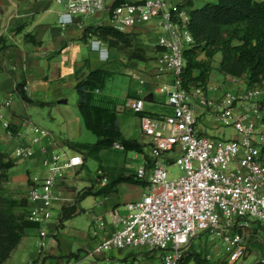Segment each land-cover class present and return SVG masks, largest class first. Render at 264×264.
Segmentation results:
<instances>
[{"label": "crops", "instance_id": "obj_1", "mask_svg": "<svg viewBox=\"0 0 264 264\" xmlns=\"http://www.w3.org/2000/svg\"><path fill=\"white\" fill-rule=\"evenodd\" d=\"M193 2L196 7L205 3L204 0ZM63 11V7L54 0H0V40L5 44L3 49L0 46V148L10 153L5 147L11 144V141H17L18 145H32L36 151V157L29 160V165L24 170H15V167L10 170L8 183L15 191L9 194L18 199L28 198L33 179L41 178L45 174L43 162L46 158L63 152L83 155L72 147L70 142L94 143L75 139L71 132V126H79L80 120L69 104L67 92L76 90L78 80L98 67L116 73L123 72L136 79L142 72L136 60L128 61L123 52L109 47L107 43L103 46L104 49L93 50L91 38L88 41L83 39L84 30L78 24L63 26L60 23ZM88 25H92L91 22H88ZM160 31L159 26L154 23L140 26L134 31L139 33L148 48V55L154 58L147 62V67H150L147 69L150 82L141 78L139 84L130 86L124 97L106 92V86L103 90L95 92V101L114 108L118 119L121 113L131 111L126 107L128 97L142 98L145 101V111L152 115L172 113L167 96L160 91L162 85L170 86L173 83V76L158 59L161 52L157 45ZM26 34L34 36L39 43L26 39ZM217 54L207 88L191 98L192 106L201 134L236 139L234 118L231 116L227 118V122L224 121L216 111L217 107L213 108L212 105L220 103L228 95L251 89L258 90L259 96L264 98V86L250 88L247 86L246 76L232 77L220 72L218 65L222 53L221 56ZM112 61H124L128 67L123 68L124 71L113 70L110 68ZM141 80L144 82L141 83ZM22 81L26 82L27 94L32 99L44 103L43 105L27 104L18 96L15 88ZM158 82L161 84L156 86ZM31 108H37L38 114L40 109L44 110L50 123L66 129V135H59L51 129L41 127L33 119ZM232 115L251 121L256 128L255 138L259 140V133L263 132L264 124L260 117L251 112L249 105L234 104ZM6 123L10 124L9 127L14 126L15 134H11ZM36 128H39L41 133L37 132ZM122 132L125 137L137 139L142 144L149 142V138L146 139L141 133L140 121L136 131L138 136L132 135L130 131ZM2 135L4 139L12 140L3 143ZM36 139L39 140L35 143ZM260 147L263 149V155L264 145ZM107 150L123 151L128 163L116 165H120V172L125 174H135L136 169L144 164L146 159L144 155L139 158V154L130 157L123 149L113 147ZM107 150L100 152L99 167L115 165L114 162L104 159L103 153ZM82 168L83 166L76 168L74 172ZM94 177L96 176L93 175L84 188L72 186L70 190L69 183L72 178L63 175L56 186L58 199L54 202L52 218L44 225L26 228L24 237L4 264H162L161 253H157L158 251L133 250L128 247L96 251L101 242L113 233L116 216L127 213V203L137 201L143 196L144 185L122 182L117 185L115 191L107 195L86 196L79 203V208L84 211H78L60 227L63 206L74 204L83 189L92 187L93 191H96L108 182L104 179L102 183H96ZM17 211H23V208L19 207ZM42 230L46 232L45 236L41 235ZM70 255L73 257L67 258Z\"/></svg>", "mask_w": 264, "mask_h": 264}, {"label": "built area", "instance_id": "obj_2", "mask_svg": "<svg viewBox=\"0 0 264 264\" xmlns=\"http://www.w3.org/2000/svg\"><path fill=\"white\" fill-rule=\"evenodd\" d=\"M54 1L64 9L60 23L63 26L75 23L84 31L92 17L102 15L108 21L101 24L125 32L156 24L161 30L158 59L173 76L170 86L160 87L172 108L171 114L150 115L145 113L142 98L126 100V107L139 114L141 133L149 138L148 158L135 171L136 177L146 182L145 192L139 200L127 203L126 214L116 216L113 233L96 251L133 247L159 251L162 264H181L192 241L210 233L222 240L227 261L239 264L248 255L249 245L236 227L245 228L250 222L264 226V159L260 147L264 145V130L256 140L255 125L242 116H233L232 109L236 103L247 104L262 120L264 105L261 107L260 103L264 98L258 90L251 89L228 95L212 105L224 121L234 118L236 139L201 134L191 98L203 89L187 92L181 79L186 66L185 50L195 42L188 28L189 6H181L182 0ZM104 45L101 39L91 36L93 50H102ZM36 131L41 133L39 128ZM113 147L123 149L120 143ZM12 155L30 160L36 157V151L32 145L21 144ZM84 162L82 154L66 152L44 160L45 174L33 179L28 197L29 220L44 225L52 218L54 202L58 199L56 186L64 171L81 168ZM169 165L178 166L184 173L172 177ZM41 235L45 236L46 232L42 230Z\"/></svg>", "mask_w": 264, "mask_h": 264}, {"label": "trees", "instance_id": "obj_3", "mask_svg": "<svg viewBox=\"0 0 264 264\" xmlns=\"http://www.w3.org/2000/svg\"><path fill=\"white\" fill-rule=\"evenodd\" d=\"M180 5L190 7L188 28L195 40L194 44L185 50L186 66L181 75L182 87L187 92L196 88L206 90L215 56L219 52L222 53L218 65L220 72L232 77L246 76L247 86L250 88L264 86V0H213L199 7L195 6L193 0H182ZM91 36L98 37L109 47L123 52L129 60L154 59L148 55V48L137 32H125L109 25L96 24L86 26L83 39L88 41ZM25 38L39 43L31 34H26ZM2 41L0 40L1 49L5 48ZM202 55L205 57L202 58ZM113 73L107 68L98 67L76 83L79 112L86 128L97 140L94 143L70 142V145L78 151H87L90 157L99 160L102 150L112 149L115 143H120L124 152L135 151L147 159L145 145L137 139L124 136L116 110L95 101V92L104 89ZM25 86V81L17 84L15 92L18 96L27 104L43 105L44 103L32 99L27 94ZM263 105L264 100L260 103L261 107ZM145 113L150 114L146 111ZM262 122L264 123V116ZM12 132L15 134L16 130L13 129ZM15 165L12 156L0 149V264H4L11 256L24 237L25 229L38 225L27 218L28 198L18 199L6 192L5 184L9 181L10 170ZM122 182L146 185V182L139 180L134 173L119 172L96 191H93L92 187L85 188L79 193L74 204L63 206L60 227L78 211H84L79 208L83 198L88 195H107L115 191L117 185ZM19 207H22L23 211H17ZM236 229L240 232L243 230L239 226ZM253 246L259 249L262 259L252 264H264V244L255 242ZM71 257L73 255L67 258ZM191 261L198 264H216L189 248L181 264ZM218 264L238 263L223 260Z\"/></svg>", "mask_w": 264, "mask_h": 264}, {"label": "rangeland", "instance_id": "obj_4", "mask_svg": "<svg viewBox=\"0 0 264 264\" xmlns=\"http://www.w3.org/2000/svg\"><path fill=\"white\" fill-rule=\"evenodd\" d=\"M204 1L207 2V1H212V0H204ZM107 21H108V19H107V16H105V15L94 16L90 20L92 25L105 23ZM217 55L221 56V52L218 53ZM126 59L128 61H130L127 58V56H126ZM136 61L138 62L140 68H142V72H141V74H138L137 79L132 78L131 76H129L123 72L122 73L121 72H117V73L114 72L112 75L113 77L110 80H108L106 83L105 91L108 93H112L118 97H124L126 95L127 91L129 90L130 86L131 85L135 86V85L139 84L140 83L139 81L141 78L150 82L151 78L147 77V76H149L147 69L150 68L149 66L147 67L148 61H140V60H136ZM127 67H128V65L124 61H121V62L112 61V62H110V68L113 70L119 69L120 71H124L122 69L127 68ZM160 84H161V82H158V83H156V86H158ZM67 93H68L67 95L69 98V104L74 109V111L77 113V116L79 117V120H80L79 126H71V132L73 133L75 139H79V140H82L85 142H95L97 140V137L90 130H88L86 128L84 121L82 119V116L79 112L78 105H77V99H78L77 91L76 90H69ZM164 95H166V94H164ZM37 112H38L37 108H31L30 109V113H31L33 119L39 125H41V127L51 129L56 134H59V135H66V133H67L66 129H64L60 126L52 125L50 123V121L47 119L46 114L44 113V110L40 109L39 114ZM118 120H119V125L121 126V128L124 132L130 131V133H132V135L138 136L136 131H137V127H138V122L140 121L139 115L135 114L132 111H127L125 113H121L119 115ZM13 129H14V126H11L8 128V130L11 132L12 135H13V132H12ZM2 137H3V140H2L3 143L5 141H8L9 139L12 140V138L4 139L3 135H2ZM146 139H148V137ZM144 143H147V142H144ZM144 145H145V152H149L151 150L150 145L149 144H144ZM16 146H18V142L17 141H11V144L6 146L5 148H8L10 150L9 154L12 156V158L16 162V165L14 166L15 170L16 169L24 170L29 165V160L17 159L12 155V151L14 150V148ZM80 152H82L84 155V161L85 162H84L83 168L77 172H74V169H67L63 173V175H66V176H69L72 178V180L69 183L70 190H71L72 186L78 187L79 189L84 188L86 185L89 184V181L93 177V175L96 176V177H94L95 178L94 182L100 184L104 181V179H107L106 180V182H107L111 176H114L121 171V169H122L120 167L121 164L128 163L124 157L123 151H121V150H119V151L107 150L103 153L105 160H107L109 162H114V164H115L113 166L108 165L107 168L102 166V165H100V167H99L98 160L90 157L89 153L87 151H80ZM128 153H129L130 157L135 156V154H139V156H138L139 158L142 156L141 153H137L135 151H129ZM262 157L264 159V155H262ZM116 164H120V165H116ZM98 167H99V169H98ZM97 169H98V171H97ZM168 170H169L172 177H177V176H180L181 174L184 173V170H181L178 166L169 165ZM9 180H10V177H9ZM5 188H6V192H8V193H12L15 191V189H13V187L10 186L8 182L5 184ZM258 226H259L258 223L250 222L249 226L243 228L242 233L245 236L246 241L248 242L249 252H248V255L245 257V259L242 260L239 264H252V263H255V262L260 261L262 259V256L260 254L259 249H257L256 247L253 246V244L255 242H259V243L264 244V230H262L260 226L258 228ZM256 227L258 229H256ZM262 228H264V226H262ZM128 248H131L133 250H139V249L133 248V247H128ZM191 248H193V250L201 253L203 256H205L212 263L218 264L223 260L227 261V254L225 253V245L222 243V240L219 239L218 237H216V238L213 237L210 233H204V234H201L200 236H198L197 238H195L192 241ZM143 250L148 251L146 249H143ZM157 253H159V251Z\"/></svg>", "mask_w": 264, "mask_h": 264}]
</instances>
